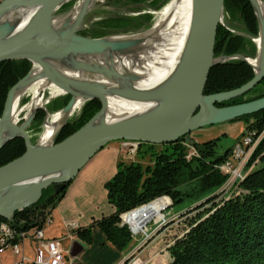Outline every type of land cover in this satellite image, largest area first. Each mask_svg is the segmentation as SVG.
Masks as SVG:
<instances>
[{
  "label": "water",
  "instance_id": "obj_1",
  "mask_svg": "<svg viewBox=\"0 0 264 264\" xmlns=\"http://www.w3.org/2000/svg\"><path fill=\"white\" fill-rule=\"evenodd\" d=\"M262 1L264 3V0ZM250 2L258 20L257 38L261 40V44L257 45V55L254 57L262 58L263 67L259 71L248 60L252 56L244 53L215 57L217 31L225 16V0H194L189 44L168 93L163 99L157 98L160 101L146 112L101 121L100 118L109 108V99L104 88L73 80L53 63L55 59L69 54L98 53L109 46L116 47L106 40L111 35L87 37L78 33L86 14L101 2H97L92 8L83 12L80 26L76 30H63L56 29L53 20L56 17L55 13L66 3V0H2L0 2V63L26 59L31 61L33 66L27 75L9 90L0 117V129H3L11 115L15 89L30 78L36 65L43 70L46 78L54 86L71 96L69 102L60 111L70 110L79 98L84 102L98 99L102 107L82 127L58 143L56 138L71 117L66 118L49 142L43 143L44 132L35 144L32 143L29 135L28 127L36 112L42 109L46 111V107L37 108L28 121L25 120L16 126L13 134L0 139V150L17 137L23 138L27 147L21 156L0 167V217L16 224L14 220L16 212L38 203L43 191L50 186L53 187L54 194H58L73 181L83 166L99 150L111 142L123 140L135 141L139 144H168L184 138L185 141L196 145L197 143L190 137L193 130L263 111L264 95L241 103L220 107L216 105L246 95L264 80V21L257 14L254 0ZM18 9L31 11L32 15L25 24L11 22L8 19L9 15ZM233 60H243L248 63L254 69V77L238 88L205 94L211 68ZM48 117L47 111L44 129ZM48 213L49 208L40 210L33 222L22 221L17 227L20 229L35 227ZM73 251L74 249L71 251L74 255Z\"/></svg>",
  "mask_w": 264,
  "mask_h": 264
},
{
  "label": "trees",
  "instance_id": "obj_2",
  "mask_svg": "<svg viewBox=\"0 0 264 264\" xmlns=\"http://www.w3.org/2000/svg\"><path fill=\"white\" fill-rule=\"evenodd\" d=\"M148 1L126 0L128 5H135L131 6L134 10H138ZM168 1L150 0L149 2L150 7L158 9ZM115 3H117L116 0ZM70 4V2L65 4L62 10ZM224 13L228 23L240 21L246 33L251 36L258 35V20L250 0H225ZM151 19L152 14L149 13L110 17L99 22L101 32L97 34L101 36L114 32L137 31L148 27ZM256 51V44L246 35L234 34L224 25H219L215 57L236 53L255 56ZM31 67L32 62L26 59L7 60L0 63V117L9 90L27 75ZM253 77V68L243 60L217 64L210 70L204 93L229 91L242 86ZM255 89L226 104L241 103L264 95L263 91L253 97H247ZM70 98V95L56 98L49 105V109L52 112L61 109ZM26 101L27 99H24L23 103ZM101 107L102 103L98 99L87 101L79 115L69 120L63 127L56 142L64 140L77 131ZM45 115L44 110H38L31 128L40 131ZM241 118L247 121L248 129H256L258 133L264 130V110ZM184 142V138H181L174 143L162 144L163 147L156 152H151L149 147L144 154H142L144 143H140L134 160L128 163L119 162L116 174L105 185L108 200L115 207V212L102 217L95 224L106 236L107 241L123 251L129 246L132 236L129 228L120 224L122 213L162 195L170 196L173 203L183 201L185 198L193 202L204 200L191 210L195 213L189 217V224L185 227L188 230L170 248L171 259L166 264H264V138L253 153L248 168L256 161L261 166L255 165L240 182V193L220 200L218 197L221 194L214 193L225 184L228 175L218 166L227 160L232 148L219 154L217 140H209L196 144L199 154L188 159V149ZM26 149V142L20 137L6 143L0 150V167L21 156ZM70 183L58 194H54L52 186L45 189L38 203L15 213V225L22 221L32 222L40 209L49 208L59 202ZM158 203L149 205L147 209L159 215ZM0 220L3 218L0 217ZM93 225L79 228L76 232L78 237L88 244L93 241Z\"/></svg>",
  "mask_w": 264,
  "mask_h": 264
},
{
  "label": "bare ground",
  "instance_id": "obj_3",
  "mask_svg": "<svg viewBox=\"0 0 264 264\" xmlns=\"http://www.w3.org/2000/svg\"><path fill=\"white\" fill-rule=\"evenodd\" d=\"M98 1L100 0H82L77 3L74 11L64 18L69 16L65 22L53 21L55 28L76 30L80 26L83 12ZM254 4L259 18L264 21L263 1L254 0ZM31 15L30 10L18 9L9 15L8 19L25 24ZM193 16L194 0H170L160 12L159 23L152 30L136 35L106 38L107 42L115 44L116 47L109 46L98 53L69 54L55 59L53 63L73 80L104 88L109 99V108L100 118L101 121L146 112L168 93L181 67L189 44ZM156 32L160 33L166 42L149 39ZM256 43L261 44V40L257 38ZM248 60L257 71L263 67L262 58L249 57ZM47 86L52 87L53 96L64 93L54 86L36 65L30 78L15 89L13 109L7 123L0 129V139L14 133L21 111L27 108L24 119L28 121L34 109L42 106L44 100L39 93ZM28 92L33 93V99L27 107L21 108V99ZM84 103L86 102L79 98L70 110H62L48 117L43 143L49 142L66 118L82 109ZM3 221L0 220V224H9L8 220Z\"/></svg>",
  "mask_w": 264,
  "mask_h": 264
},
{
  "label": "crops",
  "instance_id": "obj_4",
  "mask_svg": "<svg viewBox=\"0 0 264 264\" xmlns=\"http://www.w3.org/2000/svg\"><path fill=\"white\" fill-rule=\"evenodd\" d=\"M125 143L126 141L123 140L114 141L99 150L78 172L68 186L64 197L49 207L52 222L43 225L47 239H64L71 223L77 224V230L94 224L92 243L88 244L81 240L75 230V237L69 239L70 246L64 244L69 250L66 256L67 264H121L132 251L138 248L137 246L131 251H128V247L123 251L119 250L107 241L106 236L95 224L97 220L115 212V207L108 200L105 185L116 174L119 162L128 163L134 160ZM158 244H160V238L155 244L151 242L143 247L141 250L143 259L152 261L154 258L155 260V255L160 252L156 247ZM72 249H74V255L71 252ZM34 251V242L25 241V254L33 257ZM9 259H12L11 264L16 259L9 249L0 253V264H6ZM159 259L164 262L162 264L168 263L171 259L170 251L160 252Z\"/></svg>",
  "mask_w": 264,
  "mask_h": 264
},
{
  "label": "rangeland",
  "instance_id": "obj_5",
  "mask_svg": "<svg viewBox=\"0 0 264 264\" xmlns=\"http://www.w3.org/2000/svg\"><path fill=\"white\" fill-rule=\"evenodd\" d=\"M81 1L82 0H71V1L69 0L68 2H70L71 4L67 8L62 10L63 6L68 3V2H66L55 13L56 17L54 20H57V23L65 22L69 18V16H68L67 19H64L67 16L66 14L69 13V11L74 7V5L76 7L77 3L81 2ZM116 1H117V3H115V0H100V1H98V2H101L99 5H95L97 2L94 3L93 6L94 5L95 6L94 7L92 6L93 8L91 7L92 9L86 14L84 21L82 22L80 30L78 31V33L80 35L87 36V37H104V36H110V35H111V37H118V36H124V35H136V34L145 33L149 30H152V28L157 23H159L160 12L170 2V0H169L168 2L161 5V7H159L158 9H153L152 7H150L151 5H150V2H149L150 0H149L146 3H143V5H141V7L138 10L137 9L134 10L133 7H131V6H135V5H133V4L128 5L129 3H127L126 0H116ZM124 2H126V3H124ZM73 11H74V9H73ZM147 13L152 14V19H151L150 25L146 28L143 27L137 31H131V32H114V33H110V34H106V35L102 34L101 36H99L97 34V33L101 32L100 31L101 29H100L98 24H99V22H101L104 19H107L110 17H116L119 15L138 16V15L147 14ZM63 15H65V16H63ZM68 15H70V13ZM225 21H226L227 25L231 26V28L232 27L235 28L239 33L246 35L257 46L256 39H257L258 35L257 36H251L250 34L246 33L244 31L243 25L240 21H237L233 24L228 23L226 20V17L224 16L223 22H225ZM125 33H127V34H125ZM120 34H123V35H120ZM160 36H161L160 33L156 32L155 34L151 35L152 38H149V39H153V41L155 40L157 42H159V41L166 42V40L164 38H162V36L161 37ZM111 37H107V38H111ZM257 48H258V46H257ZM256 55H257V51H256ZM256 55L252 56V57L254 58V57H256ZM216 57H218V56H216ZM32 66H33V64H32ZM263 91H264V82L262 84H260V86L258 85L256 87V89L252 93H250L247 97H253V96H255V95H257ZM51 92H52V87L47 86L43 90H41L39 93L40 97H42V99L44 100L42 106H40V107H46V109H47L46 111L44 109H42V110H44L46 114L48 111L49 117L51 115H54L56 113L61 112L60 110L63 108L62 107L61 109L52 112L49 109V105L53 102V100H55L56 98H60V97L67 95V94L63 93V94H57L58 96L57 95L53 96L51 94ZM24 99H27V101L23 103ZM32 99H33V93L28 92L26 95H24L23 98L21 99L22 102H20L21 108L27 107L29 105V103L32 101ZM50 99H52V100H50ZM80 109L77 112H75L69 120L76 118L80 113ZM34 111H35V109H34ZM26 114H27V108L25 110L21 111V113L19 114V118L17 121L18 125H20L25 120L24 117L26 116ZM45 117H46V115H45ZM44 121H45V118H44ZM44 121H43V124L41 126L42 129L40 131H36L33 128H31L33 121L31 123V125L28 127L29 135L31 136L32 143H34V144L37 143V141L41 137V134L43 132H45ZM246 124H247V121L245 119H242V118L230 120V121H223V122H219V123H215V124H210V125H206V126H203L201 128L193 130L190 133V137L197 144H201V143L209 141V140H215V141L217 140V152L219 154H222L229 148L233 149L237 145V143L243 138L244 133H245ZM149 147H151V150H150L151 152H156V151L160 150L163 147V145L162 144L151 145L150 143H144L143 147H142V150L144 152L142 154H144L145 151L149 149ZM135 158H136V156H133V159H135ZM146 159H148V158H146ZM257 162L258 161L253 163L248 169L252 170L255 167V165H256V167H260L261 164L260 163L257 164ZM239 190H241V188H239ZM218 193H221V195L218 197V200H220L222 198H227V196L229 195L228 193L225 194L224 192H222V191L220 192L219 190L214 194H218ZM203 201L204 200L199 201V202H193V200H191L189 198H185L183 201L176 202V203H174L173 206L168 208V210L165 212V218L167 220L166 222L161 223L163 220L162 214L158 215V218L155 217V220H153L149 224L150 230H152L151 231L152 232L151 237L146 241V243L144 244L143 247H145L146 245H148L151 242H153V244H155V242L160 238V244H158L156 247H157L158 251H160L161 253H164L161 250L164 247L165 242L167 240H169V238L173 237L175 235V233L181 232L183 229H185L186 225L189 224V221H188V220H190L189 217L195 213V212L193 213L191 210L194 209L197 205H199ZM46 209L47 208H45V209L42 208L40 210H46ZM37 216H38V214H37ZM37 216L35 217V219L37 218ZM35 219H33V221ZM3 220H5V219H3ZM5 221H7V220H5ZM5 221H3V222H5ZM164 228H166V230H164ZM160 232H162V233H160ZM158 233H160V234H158ZM155 235H157V236H155ZM140 239H141V236L138 237V240H135V238L132 237V240L128 246V251L135 249L138 246ZM70 242L71 241L69 239L64 240L65 246H70ZM160 252L157 255H155L156 256L155 260L153 258L152 261H149V263H151V264H162V263H164V262H162L161 259H159L160 258ZM8 253H9V251H8ZM11 260L9 259L8 262H6V264H11Z\"/></svg>",
  "mask_w": 264,
  "mask_h": 264
},
{
  "label": "built area",
  "instance_id": "obj_6",
  "mask_svg": "<svg viewBox=\"0 0 264 264\" xmlns=\"http://www.w3.org/2000/svg\"><path fill=\"white\" fill-rule=\"evenodd\" d=\"M263 138L264 130L258 133L256 129H248L245 127L243 138L232 149L227 160L218 166L222 172L228 175L227 181L219 190L225 194L228 193L229 195L227 198L232 194L240 193L239 184L250 172L251 169H248L249 161ZM184 144L188 149V159L199 154L195 145L187 141H185ZM125 145L128 148L129 154L132 157L135 156L139 143L135 141H126ZM155 202H159V215H163L161 223H164L167 221L165 212L174 205L172 198L168 195L159 196L148 203L121 214L120 224L126 225L129 228L131 236L135 238V240H138V237L141 236L138 248L132 251L121 264H151L148 260L143 259L141 250L152 234L149 224L155 220V217L158 218V214H153L147 209L149 205ZM51 222L52 218L49 212L42 222L32 228L27 227L25 229H20L10 221L9 224H0V253L9 249L16 258L13 264H67L66 256L69 250L64 246L63 240H71L75 237V230L78 228L77 224H69V230L64 239H47L45 238L43 225ZM164 230H166V228H164ZM187 230L188 229L185 228L169 238V240L165 242L162 251L169 252L170 248L179 238L185 235ZM27 240L34 242L35 251L33 257H29L25 254V241Z\"/></svg>",
  "mask_w": 264,
  "mask_h": 264
},
{
  "label": "flooded vegetation",
  "instance_id": "obj_7",
  "mask_svg": "<svg viewBox=\"0 0 264 264\" xmlns=\"http://www.w3.org/2000/svg\"><path fill=\"white\" fill-rule=\"evenodd\" d=\"M222 25H224L230 32H232V33H234V34H241V33H239L235 28H231V26H229V25H227L226 24V21L225 22H223V24ZM257 87V86H256ZM255 87V88H256ZM225 104L224 105H220L221 103H219V104H216L217 106H226V105H231V104H226L227 102H224Z\"/></svg>",
  "mask_w": 264,
  "mask_h": 264
}]
</instances>
